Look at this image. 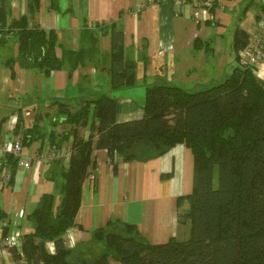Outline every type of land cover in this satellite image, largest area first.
Listing matches in <instances>:
<instances>
[{
	"label": "trees",
	"instance_id": "trees-1",
	"mask_svg": "<svg viewBox=\"0 0 264 264\" xmlns=\"http://www.w3.org/2000/svg\"><path fill=\"white\" fill-rule=\"evenodd\" d=\"M196 1L209 2L208 13L214 15L218 0ZM39 3L31 0L29 16L0 28V44L14 34L19 45L18 56L7 61L13 77L16 64L46 76L68 66L72 75L100 56L99 37L90 29L83 33L85 47L68 50L61 47L55 31L30 26ZM118 27L114 24L111 51L105 57L113 90L135 85L138 66L137 60L125 55L123 31ZM250 41L244 31L236 30L235 65L218 85L202 90L169 82L146 85L141 119L118 122V100L109 93L82 99L76 108L55 102L66 128L62 133L55 129L45 133L39 124L26 128L19 117L14 133L23 148L40 143L42 153L46 142L61 149L68 141L71 151L68 160L52 161L60 167L59 192L43 194L30 211L33 232L23 235L21 251L9 249L15 263L111 264L114 260L119 264H264V81L254 69L241 64L240 53ZM142 59L148 61L145 52ZM87 127L91 133L86 139L81 129ZM180 144L192 151L195 162L193 192L177 201L179 221L190 224L189 237L152 244L137 226L109 221L105 228L93 232L96 253L92 257L75 256L64 236L76 226L93 150H107L117 170L119 160L148 162ZM19 162L20 158L10 153L0 158V174H11L7 184L14 181ZM185 204L189 209L183 213ZM5 216L0 209V220ZM49 242L55 245L54 254L47 250Z\"/></svg>",
	"mask_w": 264,
	"mask_h": 264
},
{
	"label": "crops",
	"instance_id": "crops-1",
	"mask_svg": "<svg viewBox=\"0 0 264 264\" xmlns=\"http://www.w3.org/2000/svg\"><path fill=\"white\" fill-rule=\"evenodd\" d=\"M30 1L0 0V28L6 29L13 20L29 16ZM217 3L214 15H210L196 0H40L30 26L55 31L61 47L68 50L85 47L83 33L90 29L99 37L100 56L72 75L68 66L46 76L16 64L13 77L7 61L18 56L19 45L16 36L9 35L0 44V121L6 119L0 123V141L18 138L14 130L19 117L26 128L39 124L45 133L53 129L62 133L66 128L54 103H69L76 108L82 99L97 93L117 98L118 122L137 120L144 114L147 77H153L155 83L169 82L193 90L222 83L235 65L236 30L252 38L258 20L264 16V0ZM114 24L123 31L125 55L138 61L135 85L119 90L112 88L105 60L111 51ZM57 52L61 56V48ZM144 52L148 61L142 59ZM139 66L143 73L138 76ZM255 73L264 81V60ZM45 117L51 118L47 125ZM55 122L60 125L55 127ZM90 133V127L81 129L86 139ZM63 145L69 147L70 143ZM44 146L42 153L51 151L49 142ZM40 147V143H34L24 147L22 154L34 157L39 155ZM92 160L76 226L64 236L75 256L92 257L96 253L93 232L105 228L109 221L137 226L152 244L189 237L190 224L179 221L177 204L179 197L190 195L194 188L195 162L189 148L180 144L148 162L126 163L118 159L117 170L105 149H94ZM59 172L58 164L51 161L34 162L29 170L19 168L10 184L0 174V209L6 214L0 220V231L4 235L17 230L33 232L28 215L43 194H58L62 182ZM188 209L185 204L181 210L184 213ZM46 246L50 254L55 253L53 242ZM0 264H16L9 249H0ZM111 264L119 263L111 260Z\"/></svg>",
	"mask_w": 264,
	"mask_h": 264
},
{
	"label": "built area",
	"instance_id": "built-area-1",
	"mask_svg": "<svg viewBox=\"0 0 264 264\" xmlns=\"http://www.w3.org/2000/svg\"><path fill=\"white\" fill-rule=\"evenodd\" d=\"M184 2V0H181ZM209 2L201 4V7L208 9ZM3 34L0 30V40H2ZM264 60V16L258 20L255 32L252 35L249 46L240 53L241 64L251 67L256 72V69L260 63ZM23 146L19 138L14 140L0 141V158L6 154H14L20 158L19 168L30 169L33 167V163H47L55 159H67L70 154V147H64L59 149L57 146H53L51 151L45 153L35 154L34 157L24 156L22 154ZM11 174L7 173L4 176V182L9 183ZM23 215V213H22ZM24 233L20 230L15 231L11 235L5 236L0 231V249L16 248L19 251L22 250V239Z\"/></svg>",
	"mask_w": 264,
	"mask_h": 264
},
{
	"label": "rangeland",
	"instance_id": "rangeland-1",
	"mask_svg": "<svg viewBox=\"0 0 264 264\" xmlns=\"http://www.w3.org/2000/svg\"><path fill=\"white\" fill-rule=\"evenodd\" d=\"M262 63V62H261ZM260 63V64H261ZM258 68H259V66H258ZM258 68L256 69V71L258 70ZM142 73H143V70H142V67L141 66H139L138 67V71H137V74H138V76L139 75H142ZM144 75V74H143ZM147 79H148V83L149 84H153V83H155L156 81H155V79L153 78V77H147ZM158 82V81H157ZM136 102L135 103H138L139 102V100L137 99V100H135ZM10 112V111H9ZM144 115V114H143ZM143 115L141 116V117H139V119L140 118H142L143 117ZM3 118V116L2 115H0V119H2ZM44 120H45V122H46V125L48 124V122H50V120H51V118L49 119V117L47 118V117H45L44 118ZM182 240H185V239H182Z\"/></svg>",
	"mask_w": 264,
	"mask_h": 264
}]
</instances>
